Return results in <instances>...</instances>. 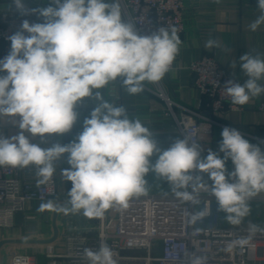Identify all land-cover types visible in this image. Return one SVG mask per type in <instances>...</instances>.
<instances>
[{
	"label": "clouds",
	"instance_id": "clouds-1",
	"mask_svg": "<svg viewBox=\"0 0 264 264\" xmlns=\"http://www.w3.org/2000/svg\"><path fill=\"white\" fill-rule=\"evenodd\" d=\"M219 3L220 0H215ZM17 10L27 15L24 0H14ZM54 6L33 9L43 23L24 20L20 31L8 37L10 51L0 59V114L17 117L20 131L12 137L0 135V167L34 166L38 184L56 172L54 162L67 154L69 169L63 177L72 187L66 206L52 201L41 209L80 213L100 218L109 209L128 208L133 197L148 191L146 176L155 174L170 186L181 204H200L199 193L215 198L217 210L228 224L239 226L250 215L249 201L264 193V150L252 144L236 128L225 127L218 151L201 158V148L190 139H177L161 150L153 133L140 119L130 120L126 108L103 101L101 89L122 78L130 95L144 91L145 82L158 83L169 72L182 44L176 27H160L151 35H140L135 25L125 22L119 0H54ZM261 15L250 25L255 31L264 23V0H258ZM27 33V35L25 34ZM218 46L209 39L205 47ZM244 84L229 80L224 91L235 105H245L264 94V59L241 56ZM95 90V91H94ZM84 98L99 103L83 122V130L68 144L41 147L31 137L68 133L78 120L76 107ZM28 133L29 135H25ZM158 154L155 163L150 160ZM234 170L229 172L226 162ZM207 174L212 184L204 182ZM191 189V191H189ZM211 214L206 205L185 212L192 235L195 227ZM248 235L228 242L224 251L248 246L264 228L249 223ZM89 264H118L117 253L103 240L98 250L85 248ZM185 264H206V257L185 253Z\"/></svg>",
	"mask_w": 264,
	"mask_h": 264
},
{
	"label": "built area",
	"instance_id": "built-area-1",
	"mask_svg": "<svg viewBox=\"0 0 264 264\" xmlns=\"http://www.w3.org/2000/svg\"><path fill=\"white\" fill-rule=\"evenodd\" d=\"M112 1V0H110ZM258 1V0H257ZM125 22L135 25L140 35H151L160 27H176L178 34L183 30V16L186 0H119ZM27 15L15 8L0 14V59L9 54L8 37L20 31L22 22L43 23L35 6L25 4ZM27 35V33H25ZM173 66V65H172ZM189 70L194 76V86L200 94L207 96L212 112L234 110L239 107L232 103L224 91L229 80L242 82L227 72L219 61L211 55H204L191 61ZM260 83L264 84V81ZM155 94L164 102L165 113L174 120L172 132L189 143H197L201 148V158L209 152L218 151L211 145V128L216 125L236 128L244 138L252 139L264 150V136H253L242 128L226 126L190 108L171 100L157 83ZM178 108L176 114L174 109ZM255 108L264 115V94L257 97ZM18 168L0 167V228L13 225L16 212L28 203L44 204L58 196L57 176L45 184L30 185L17 176ZM203 176L207 174H201ZM211 185L212 181H205ZM191 191V189H189ZM201 209L206 205L211 209L215 198L209 193H199ZM264 204V195L261 196ZM194 212L191 203L181 204L172 193H152L133 197L129 206L122 211L109 209L100 218L85 217V224L78 225L68 219L63 235V253H56L52 244L45 247L48 264H89L83 255L85 248L98 250L103 240L117 253L118 264H185V253L206 257V264H264V233L257 232L251 243L243 249L224 251L228 242L248 235V226H221L216 222L195 227L202 231L193 236V228L187 223L185 212ZM211 214L208 216L210 217ZM264 228V222L258 224ZM8 264H32L27 253H15Z\"/></svg>",
	"mask_w": 264,
	"mask_h": 264
},
{
	"label": "crops",
	"instance_id": "crops-1",
	"mask_svg": "<svg viewBox=\"0 0 264 264\" xmlns=\"http://www.w3.org/2000/svg\"><path fill=\"white\" fill-rule=\"evenodd\" d=\"M111 3L112 1L106 0ZM25 4H30L36 9L51 6L49 0H24ZM257 0H186L183 16V30L179 34L182 44L173 66L164 78L158 82L164 93L178 105L190 108L201 113L205 117H210L226 126H236L242 128L246 133L253 136H264V115L255 108L257 97L250 99L245 105H239L234 110H221L212 112L208 107V98L194 86V76L189 70L191 61L204 55L214 56L220 65L229 73L238 78L242 84L248 79L241 68V56L245 54L259 55L264 59V23L260 24L255 31L250 25L261 15ZM10 8H17L14 0H0V14ZM123 18V16H122ZM209 39L216 41L218 46L206 48L205 44ZM157 83L145 82L144 91L130 95L122 84V78L110 82L107 85L105 101L119 107L126 108L127 116L130 120L140 119L142 124L149 128L153 133L154 139L161 150L168 149L179 136L172 132L174 126L173 118L165 113L164 102L155 94ZM95 91V90H94ZM101 103L94 98H84L77 105L78 120L73 128L65 134H48L45 138L31 137L32 143L40 144L41 147H51L53 143L62 145L68 144L76 139L83 130V122L90 116L91 111ZM174 112L178 114L179 109ZM19 119L17 117L0 114V135L12 137L18 134ZM222 128L214 125L211 128V145L218 148L222 140ZM252 144L257 141L252 139ZM158 158L154 154L150 158L152 163ZM57 176L58 196L52 203H67L68 192L72 184L63 177V170L69 169L67 154L54 162ZM229 172L234 170V165L229 159L226 162ZM17 176L19 179L30 185H38L37 169L34 166L28 168H18ZM204 182L209 181L207 175L203 176ZM148 181V191L152 193H171L170 186L166 181L156 177L149 172L146 176ZM259 194L249 201L251 209L250 215L244 219L239 226H249V223L261 224L264 222V204ZM40 204L28 203L26 207L16 212L13 225L8 228H0L1 240L32 239L43 240L52 236L51 218L52 209H41ZM225 214L217 210L214 201L211 207V216L198 222L199 226L210 222H216L221 226H233L227 223ZM74 219L78 225L85 224V216L80 213L65 214L59 211L56 219L58 227V237L64 232L68 219ZM57 237V239H58ZM56 239V240H57ZM55 240V241H56ZM53 246V245H52ZM43 244H20L5 242L0 246V264H8L9 258L15 253L33 252L39 258H32V264L42 262L48 264Z\"/></svg>",
	"mask_w": 264,
	"mask_h": 264
},
{
	"label": "water",
	"instance_id": "water-1",
	"mask_svg": "<svg viewBox=\"0 0 264 264\" xmlns=\"http://www.w3.org/2000/svg\"><path fill=\"white\" fill-rule=\"evenodd\" d=\"M51 6L55 7L54 4V0H49ZM106 89H107V85L104 89H101V96L103 97V101H105V97H106ZM100 101V102H103ZM67 203H55L54 206H66ZM58 210H56V208L54 207L52 209V218H51V227H52V236L48 239H43V240H32V239H16V240H1L0 241V246L5 243V242H12V243H20V244H43V245H48V244H52L58 237V227L56 224V219H57V215H58Z\"/></svg>",
	"mask_w": 264,
	"mask_h": 264
},
{
	"label": "rangeland",
	"instance_id": "rangeland-1",
	"mask_svg": "<svg viewBox=\"0 0 264 264\" xmlns=\"http://www.w3.org/2000/svg\"><path fill=\"white\" fill-rule=\"evenodd\" d=\"M201 209V205L200 204H198L195 208H194V210H196V211H199ZM63 235H64V232L58 237V239L56 240V241H54L53 243H52V245H53V247H54V251L56 252V253H63L64 252V250H63ZM29 254L31 255V256H34V258H39L40 256L39 255H37V254H34L33 252H29ZM28 254V255H29ZM41 258V257H40ZM37 264H43L42 262H38L37 261Z\"/></svg>",
	"mask_w": 264,
	"mask_h": 264
}]
</instances>
